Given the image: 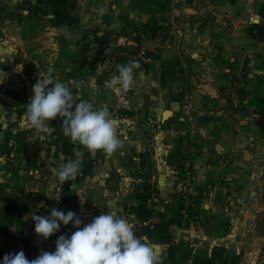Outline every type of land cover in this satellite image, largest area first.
<instances>
[{
  "label": "crops",
  "instance_id": "obj_1",
  "mask_svg": "<svg viewBox=\"0 0 264 264\" xmlns=\"http://www.w3.org/2000/svg\"><path fill=\"white\" fill-rule=\"evenodd\" d=\"M165 2L0 3V71L5 74L0 72V169L13 164L25 185L23 210L0 230V264L6 254L21 250L30 261L41 250L54 252L60 235L77 230L61 224L48 240L39 238L31 216H48L52 208L77 213L81 227L102 213L123 217L158 255L162 248L169 252L166 264H212L219 257L213 250L217 235H245V177L264 176V0H183L175 9ZM101 7L107 8L104 15ZM31 18L42 25L30 46L34 54L49 51L45 68L50 67L49 75L54 72L52 79L97 109L106 107L119 122L122 146L112 155H90L72 144L60 130V118L49 122L54 128L49 133L37 134L22 123L33 85L50 78L43 66L31 65L29 46L19 35ZM138 45L150 62L131 57ZM130 61L139 64L134 85L119 92L106 88L118 66ZM17 95L27 101L13 103ZM75 148L82 152L80 171L74 180L60 182L53 169L75 159ZM180 149L193 161L190 183L180 178ZM0 174L10 178L12 172ZM59 183L64 185L60 194ZM234 186L243 193L238 199ZM189 190L207 196L202 204L195 198L187 216L179 215L181 225L164 228ZM185 200L182 204L189 203ZM238 206L243 214L235 232ZM223 249L226 244H217Z\"/></svg>",
  "mask_w": 264,
  "mask_h": 264
},
{
  "label": "clouds",
  "instance_id": "obj_2",
  "mask_svg": "<svg viewBox=\"0 0 264 264\" xmlns=\"http://www.w3.org/2000/svg\"><path fill=\"white\" fill-rule=\"evenodd\" d=\"M106 12V7L99 9L100 15ZM60 31L66 33L67 29ZM138 67L134 61L118 66V75H112L105 87L117 92L130 89ZM57 118L62 120L63 135L90 155L103 152L110 156L122 146L117 134L119 122L106 107L97 109L93 102L81 99L67 84L40 77L33 85V95L21 117L22 123L37 134L49 133L54 129L49 122ZM74 156L75 159L70 157L67 163L53 169L58 181L74 180L78 175L82 152L75 148ZM80 202L85 203L81 198ZM31 219L35 221L37 236L45 241L60 230L61 224H72L77 230L70 237L60 235L54 252L41 250L30 261L21 250L6 254L3 264H160L156 246L144 237H137L134 225L127 219L110 212L94 217L83 227L77 213H65L56 208L50 209L48 216L33 213Z\"/></svg>",
  "mask_w": 264,
  "mask_h": 264
},
{
  "label": "rangeland",
  "instance_id": "obj_3",
  "mask_svg": "<svg viewBox=\"0 0 264 264\" xmlns=\"http://www.w3.org/2000/svg\"><path fill=\"white\" fill-rule=\"evenodd\" d=\"M42 25V21L38 18L35 19H29L26 22V27L24 28L23 31L20 30L19 35L20 38L24 40L28 47L29 51V57H30V63L32 65L33 62H37L41 66H43V69L46 70V74L52 79L54 77V72H52L49 75L50 67L45 68L47 60L50 59L49 51H41L37 54L35 53V47L30 46L31 43L36 44L37 43V38L40 34L39 27ZM29 42V45H28ZM37 51V50H36ZM35 65L30 66L29 70L33 68L35 70ZM23 96L17 95L12 99V102L15 104H21L25 103L27 99ZM179 167L181 168V172H183L182 176L180 178L183 179L184 183L185 181H188L189 183L192 182V179L190 177V172L193 164L187 153H185L184 150L180 149L179 150ZM12 166L11 164H6L4 165L1 169L5 170L6 172L12 171ZM246 184L249 187L247 190V206L244 207L243 209H249L248 213L244 215V219L247 220L246 226L243 228L242 233L245 232V235H217L218 240H215L214 242V247L213 250L217 251L215 253V256H219L216 259L213 260L212 264H264V176L259 177V176H246ZM0 181L1 184H5L10 187L12 192H18L20 190V187L23 185L22 184V179L14 175L12 177H6L5 174H0ZM5 181V182H4ZM232 189L233 198L238 199L239 196H241L243 193H238L240 190V186H234ZM190 193L186 194L183 192L184 196L182 197L181 195V202L179 207H177L179 210L178 214H174L171 216L167 221L163 222L164 223V228H169L173 226H179L181 225L179 215L182 216H187L189 213L190 209V203L193 202V200L196 198L197 200H200V204H202L201 198L207 196V192L204 190L195 192V191H190ZM238 193V194H237ZM238 196V197H237ZM189 200H187V198ZM17 198L20 200V196H17ZM189 201L187 204H182V200ZM229 199V198H228ZM186 203V202H185ZM251 204V205H249ZM248 207V208H247ZM203 210V207H201ZM200 208V209H201ZM241 206H238L235 211H236V216H233L234 218L236 217V222L235 224L233 223V229L235 232H237V222L239 218L237 217L238 215L241 216L243 212H241ZM208 209V208H207ZM205 210V209H204ZM222 210V209H220ZM234 210V209H233ZM159 213L160 214H165V207L159 208ZM217 216H222V213H216ZM225 237L221 239L222 237ZM217 244L222 245L226 244V249L223 250H217ZM223 253V255H221ZM227 253V254H225ZM167 256H169V252L166 249H161L159 253V258H160V264H166L168 263ZM165 257V258H164ZM166 259V260H165ZM170 264H175L174 262H170Z\"/></svg>",
  "mask_w": 264,
  "mask_h": 264
},
{
  "label": "trees",
  "instance_id": "obj_4",
  "mask_svg": "<svg viewBox=\"0 0 264 264\" xmlns=\"http://www.w3.org/2000/svg\"><path fill=\"white\" fill-rule=\"evenodd\" d=\"M166 5V2H165ZM167 7V6H166ZM154 14V12H152ZM11 164V163H7ZM12 171V176L17 175L13 171L15 170V166L11 164ZM18 176V175H17ZM22 186L20 187V190L18 192H8V189H10L9 186L6 184H1L0 185V230L3 228H8L10 227L14 221H15V216L17 213L21 212L23 210V206H21V202H19V199L17 196H20V194L24 190V183L22 181Z\"/></svg>",
  "mask_w": 264,
  "mask_h": 264
},
{
  "label": "built area",
  "instance_id": "obj_5",
  "mask_svg": "<svg viewBox=\"0 0 264 264\" xmlns=\"http://www.w3.org/2000/svg\"><path fill=\"white\" fill-rule=\"evenodd\" d=\"M4 1H6V0H0V3L4 2ZM182 4H183V0H166V6L170 9H175L176 7L181 6ZM131 57L137 61L144 63V64L151 61V57L148 55L146 49L141 45H138L134 49ZM63 189H64V185L62 183H59V185L57 187L58 194L62 193Z\"/></svg>",
  "mask_w": 264,
  "mask_h": 264
}]
</instances>
